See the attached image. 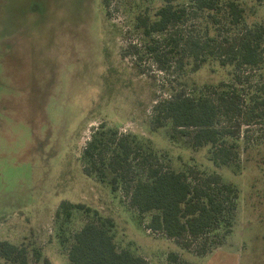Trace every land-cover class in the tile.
I'll return each mask as SVG.
<instances>
[{
	"label": "rangeland",
	"instance_id": "obj_1",
	"mask_svg": "<svg viewBox=\"0 0 264 264\" xmlns=\"http://www.w3.org/2000/svg\"><path fill=\"white\" fill-rule=\"evenodd\" d=\"M231 1L242 8L236 24L226 7ZM176 4L188 7L182 24L188 34L248 30L264 43V0H217L214 11L191 8L188 0ZM161 5L163 0H0V241L25 244L28 264H70L73 235L91 217L77 209L69 221L56 219L62 201L112 218L118 249L150 264H176L168 262L171 252L190 264H264V112L242 125L234 167L214 165L207 147L170 140L169 123L154 129L156 101L174 89L216 85L230 71L211 61L189 72L173 53L157 60L147 49L151 37L136 24L139 15L154 19ZM237 75L234 84L250 92L264 79V67ZM101 124L150 144L173 170L217 172L236 186L234 212L198 241L208 242L207 253L197 255L146 229L154 212L138 213L123 185L113 191L109 178L99 181L84 171L83 149Z\"/></svg>",
	"mask_w": 264,
	"mask_h": 264
},
{
	"label": "trees",
	"instance_id": "obj_2",
	"mask_svg": "<svg viewBox=\"0 0 264 264\" xmlns=\"http://www.w3.org/2000/svg\"><path fill=\"white\" fill-rule=\"evenodd\" d=\"M178 1L163 0L154 19L138 16L136 26L151 37L148 51L161 61L167 54L177 55L179 67L189 72L198 71L211 61L230 71L228 79L216 85L192 87L189 91L174 89L166 98L156 101L152 109L154 129L165 128L169 123L168 137L173 142L183 140L194 149L207 147L208 159L218 167L238 166L242 125H250L254 115L264 112V79L250 92L240 90L234 82L244 68L264 67V43L260 34L248 30L227 36L216 28L212 35L188 34L182 29L188 7L176 4ZM188 2L200 11L218 9L217 0ZM226 7L236 24L242 8L233 1ZM162 46L167 48L160 51ZM160 69L167 71L165 66ZM82 159L84 171L99 181L109 178L113 191L123 185L131 208L140 214L154 212L146 229L161 233L197 255H204L210 248L208 242L198 241L236 208L238 190L232 183L224 182L221 174L195 167L173 170L164 165L150 144L138 143L134 136L120 135L117 129H105L103 124L87 141ZM138 168L140 176L131 175ZM77 209L91 218L73 235L67 251L70 264H150L129 249H118L114 220L91 206L62 201L55 218L69 221ZM220 241L222 245L224 240ZM168 262L190 264L174 252L169 253ZM28 263L29 248L25 244L0 241V264Z\"/></svg>",
	"mask_w": 264,
	"mask_h": 264
},
{
	"label": "crops",
	"instance_id": "obj_3",
	"mask_svg": "<svg viewBox=\"0 0 264 264\" xmlns=\"http://www.w3.org/2000/svg\"><path fill=\"white\" fill-rule=\"evenodd\" d=\"M12 243V242H11ZM15 244V243H14Z\"/></svg>",
	"mask_w": 264,
	"mask_h": 264
}]
</instances>
